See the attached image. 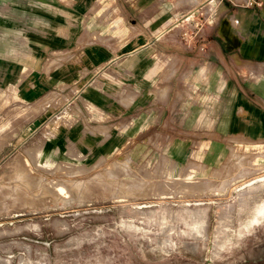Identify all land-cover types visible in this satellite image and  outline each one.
<instances>
[{"label":"crops","instance_id":"crops-1","mask_svg":"<svg viewBox=\"0 0 264 264\" xmlns=\"http://www.w3.org/2000/svg\"><path fill=\"white\" fill-rule=\"evenodd\" d=\"M0 29V90L62 88L82 146L122 137L191 181L264 141V0H0Z\"/></svg>","mask_w":264,"mask_h":264},{"label":"rangeland","instance_id":"rangeland-1","mask_svg":"<svg viewBox=\"0 0 264 264\" xmlns=\"http://www.w3.org/2000/svg\"><path fill=\"white\" fill-rule=\"evenodd\" d=\"M61 90H0V264H264V141L185 180L122 137L82 146L97 128Z\"/></svg>","mask_w":264,"mask_h":264},{"label":"flooded vegetation","instance_id":"flooded-vegetation-1","mask_svg":"<svg viewBox=\"0 0 264 264\" xmlns=\"http://www.w3.org/2000/svg\"><path fill=\"white\" fill-rule=\"evenodd\" d=\"M260 218H264V206L256 212V215L251 223L258 225L260 223Z\"/></svg>","mask_w":264,"mask_h":264},{"label":"bare ground","instance_id":"bare-ground-1","mask_svg":"<svg viewBox=\"0 0 264 264\" xmlns=\"http://www.w3.org/2000/svg\"><path fill=\"white\" fill-rule=\"evenodd\" d=\"M39 153V152H38ZM196 188H197V186H196ZM190 190V189H189Z\"/></svg>","mask_w":264,"mask_h":264}]
</instances>
